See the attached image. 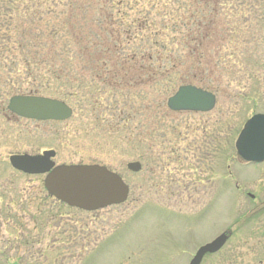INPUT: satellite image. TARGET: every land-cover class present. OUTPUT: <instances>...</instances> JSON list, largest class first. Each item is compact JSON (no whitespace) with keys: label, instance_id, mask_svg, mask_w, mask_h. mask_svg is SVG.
Returning a JSON list of instances; mask_svg holds the SVG:
<instances>
[{"label":"rangeland","instance_id":"rangeland-1","mask_svg":"<svg viewBox=\"0 0 264 264\" xmlns=\"http://www.w3.org/2000/svg\"><path fill=\"white\" fill-rule=\"evenodd\" d=\"M76 5L84 35L90 24L96 31L100 5L111 14L118 51L108 35L109 51H80L56 22L69 0H0L7 38H0V264H187L197 246L222 232L225 244L199 264H264V162L245 163L234 148L244 121L264 113V0ZM192 36L202 42L196 53L188 50ZM182 84L212 92V110H169L166 100ZM30 89L64 101L72 114L61 121L11 114L9 97ZM174 140L188 149L208 144L211 163H199L194 174L190 157L180 172L158 152ZM47 149L56 165L117 173L126 199L94 211L69 207L46 193L43 174L8 162ZM129 162L139 170H128Z\"/></svg>","mask_w":264,"mask_h":264},{"label":"water","instance_id":"water-1","mask_svg":"<svg viewBox=\"0 0 264 264\" xmlns=\"http://www.w3.org/2000/svg\"><path fill=\"white\" fill-rule=\"evenodd\" d=\"M215 104L211 92L194 85H180L167 98L169 110L208 112ZM7 110L18 117L46 121H61L71 115V109L63 101L30 94L13 95L8 99ZM234 147L237 156L246 162L259 163L264 160V114L249 117L239 131ZM52 149L36 154H13L8 158L11 167L30 175H44L46 193L59 202L84 211H94L109 205L124 202L128 186L114 172L98 164H55ZM127 168L137 171L138 162H129ZM227 239L225 233L198 248L189 264H199L205 253L218 251Z\"/></svg>","mask_w":264,"mask_h":264},{"label":"trees","instance_id":"trees-1","mask_svg":"<svg viewBox=\"0 0 264 264\" xmlns=\"http://www.w3.org/2000/svg\"><path fill=\"white\" fill-rule=\"evenodd\" d=\"M82 1V2H81ZM83 1L86 3V1L89 0H69V4L70 7H68V9L66 10V13L64 15H62L61 17L58 16L57 17V25H61L59 27H61L63 30H65L72 38L73 42L75 43V45H79L80 47V51H84L86 48L87 49H97L99 46H101V50L105 51H109L108 49V39L106 38V35L109 36V38L112 36L114 37V51H118V46L120 44V42L117 40L116 35H119V31L116 28H113V22H112V16L110 13H108L104 7L102 5L99 6L100 11L99 12V16H100V20L98 23H95V27H96V31L91 30L92 26L91 24L87 27V33L82 34L81 29H79V19L76 17L77 15L72 11L73 5L74 3L78 4L76 5L79 10H80V6H83ZM92 1V0H90ZM101 1V3H108L109 1L112 2V0H99ZM120 1V0H119ZM207 2V1H206ZM208 6V4H207ZM195 15L194 11L190 13L189 17L194 19L193 16ZM197 20H193L192 21V25L196 26V29H198L199 26L202 25V23L198 21V18H196ZM206 22H211V20L205 18ZM5 26V24H2V27ZM142 27V26H141ZM114 29V30H113ZM206 30V29H205ZM203 30L202 33V38L207 39L208 38V32ZM189 36V34H187V37ZM0 38H6L4 35L0 34ZM192 41L195 42V46H189L188 50L192 53H196L197 52V45L201 44L202 42L197 43V37L192 36L190 37ZM7 39V38H6ZM98 51V50H97ZM112 51V50H111ZM77 52V51H76ZM130 59H134V58H130ZM148 60L151 59V56L148 55ZM59 76V75H58ZM57 76H55L56 78ZM202 88V87H201ZM204 89V88H203ZM207 90V89H206ZM28 94H36V92H33L31 89L29 91Z\"/></svg>","mask_w":264,"mask_h":264},{"label":"flooded vegetation","instance_id":"flooded-vegetation-1","mask_svg":"<svg viewBox=\"0 0 264 264\" xmlns=\"http://www.w3.org/2000/svg\"><path fill=\"white\" fill-rule=\"evenodd\" d=\"M120 67L122 68V70L126 71L127 69H125L126 67H124V65H120ZM144 68H146V66H141V70H144ZM127 73V72H126ZM127 75V74H126ZM125 75V76H126ZM127 79H129V77H127ZM144 146L146 148V152L148 153L149 151H151V146L150 145V140L148 139H144ZM186 143V141L184 140H174L173 143L168 142L167 144H160L158 145V152H160L161 156H166V158H174V160L176 162H178L179 165V169L180 172L183 169L187 168V164H184V162H186L187 160H189V158L191 157L194 161V164L192 162V165L189 164L190 167V171L191 173H197V170L200 169L198 167V164H206L208 163V161L210 162L212 160V156L209 157L210 153L212 154L211 150H209L208 148V144H205V150L202 149V146H200L199 148L195 145L193 148H187V145H184ZM170 146V148H168ZM172 147V148H171ZM205 156V157H203ZM209 157V159H208ZM192 159L190 161H192ZM211 163V162H210ZM182 169V170H181ZM194 173V174H195ZM251 199H253V197H250ZM214 238V236H212L210 239L204 241L202 244L209 242L210 240H212ZM200 244V245H202ZM206 255V254H205ZM204 255V256H205ZM210 255V254H209Z\"/></svg>","mask_w":264,"mask_h":264}]
</instances>
